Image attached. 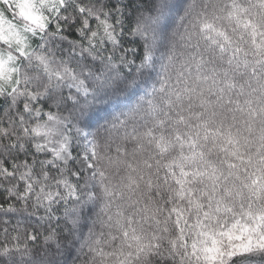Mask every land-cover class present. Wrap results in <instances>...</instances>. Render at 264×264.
<instances>
[{
	"label": "snow or ice",
	"instance_id": "obj_1",
	"mask_svg": "<svg viewBox=\"0 0 264 264\" xmlns=\"http://www.w3.org/2000/svg\"><path fill=\"white\" fill-rule=\"evenodd\" d=\"M0 264H264V0H0Z\"/></svg>",
	"mask_w": 264,
	"mask_h": 264
}]
</instances>
